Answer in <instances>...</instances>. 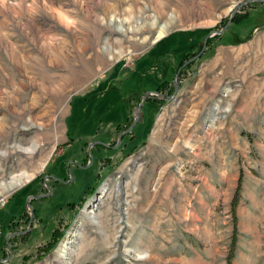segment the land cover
Masks as SVG:
<instances>
[{
    "label": "rangeland",
    "instance_id": "374dc122",
    "mask_svg": "<svg viewBox=\"0 0 264 264\" xmlns=\"http://www.w3.org/2000/svg\"><path fill=\"white\" fill-rule=\"evenodd\" d=\"M0 264H264V0H0Z\"/></svg>",
    "mask_w": 264,
    "mask_h": 264
},
{
    "label": "trees",
    "instance_id": "16d2710c",
    "mask_svg": "<svg viewBox=\"0 0 264 264\" xmlns=\"http://www.w3.org/2000/svg\"><path fill=\"white\" fill-rule=\"evenodd\" d=\"M251 9H255L258 10L259 8H261L260 6H258L257 4H251L250 5ZM251 12L247 11L245 13L242 14H237V17H235V21H238V24L241 23L244 19H246V17L248 18L250 16ZM241 17V18H240ZM221 41L223 40V35L220 37ZM224 42V41H223ZM237 43L236 41H231V40H227L226 43L230 44V43ZM242 182H243V176L241 175V177L239 178L238 181V186L236 188L235 194H234V198L232 200V211L234 214V229H233V237H232V241H231V245H230V253L228 255V262L231 263L235 257L236 254V250H237V242H238V227H237V222H238V216H237V207L240 203L241 200V192H242Z\"/></svg>",
    "mask_w": 264,
    "mask_h": 264
},
{
    "label": "flooded vegetation",
    "instance_id": "af4514ba",
    "mask_svg": "<svg viewBox=\"0 0 264 264\" xmlns=\"http://www.w3.org/2000/svg\"><path fill=\"white\" fill-rule=\"evenodd\" d=\"M207 49H210V47L207 46ZM200 52H201V51L197 52L195 55L197 56ZM206 53H207V52H206V49H205V51L203 52V54H202L200 57H197V58H194V59H193V56L191 55V56L189 57V59H187V60L181 65L182 68H184V67H186V66H190L191 64H193V63L195 62L196 59H201V58L204 56V54H206ZM50 176H51V175H50ZM57 181H59V180H57ZM68 181H69V178L65 177L63 181L60 180L59 182L62 183V184H66ZM38 195H40V194H38ZM43 197H45V196H43ZM29 221H30V223H29V225H30V224H32L33 219L30 220V218H29V219H28V222H29ZM20 229H21V230H20ZM20 229H18V230H16V231H13L14 234H11V235H15V236H12V237H17V236L24 237V235H26V234H22V233H24V231L26 230V226H25V227H21ZM22 229H23V230H22ZM19 230H20V231H19ZM26 232L29 233V230H27ZM16 234H17V235H16ZM12 237H11V238H12ZM11 244H12V243H11ZM11 244H10V241H9V247H10V249H11V247H12Z\"/></svg>",
    "mask_w": 264,
    "mask_h": 264
},
{
    "label": "water",
    "instance_id": "95a60500",
    "mask_svg": "<svg viewBox=\"0 0 264 264\" xmlns=\"http://www.w3.org/2000/svg\"><path fill=\"white\" fill-rule=\"evenodd\" d=\"M237 11H238V9H236L235 11H234V13L232 14V16H231V18H230V20H229V22L227 23V25L222 29V30H214L213 32H211L210 34H209V37L210 36H213V35H215V34H222L228 27H229V25L232 23V21H233V19H234V17L236 16V13H237ZM207 41H208V37L206 38V41H205V43L207 44ZM205 44V45H206ZM205 46L203 47V49H202V51L196 56L195 54L196 53H191V55L193 56V59L194 58H197V57H200L202 54H203V52L205 51ZM177 86L175 87V90L177 91ZM148 97V96H147ZM146 97V98H147ZM144 99L143 100V102L141 103V105H140V107H142V105H143V103L147 100V99ZM138 119V118H137ZM136 119V120H137ZM123 135V133L121 134V136ZM119 141H121V138L119 139ZM40 197H43V195H36V196H30L29 198H28V203L29 204H31V200L32 199H36V198H40Z\"/></svg>",
    "mask_w": 264,
    "mask_h": 264
},
{
    "label": "bare ground",
    "instance_id": "6f19581e",
    "mask_svg": "<svg viewBox=\"0 0 264 264\" xmlns=\"http://www.w3.org/2000/svg\"><path fill=\"white\" fill-rule=\"evenodd\" d=\"M63 18V17H62ZM63 20V19H62ZM65 20V19H64ZM120 22V21H119ZM122 22L123 23H129V20H127V19H124V20H122ZM108 25V24H107ZM108 27L109 28H111V31H119V32H121L122 34H125L126 32L123 30V29H121V28H116L117 30H115V29H112L113 27H112V25H108ZM107 27V29H109ZM163 34H161V36H162ZM161 38V37H160ZM108 40V39H107ZM108 42H109V45L108 46H106L105 47V50H106V52H104V53H107V54H110V52H112L111 51V47H112V43L114 42V44H119V41H115V40H113V39H109L108 40ZM105 190V188L103 189V193H105L106 191H104ZM93 219H95V218H93ZM94 222V221H93ZM95 223V222H94ZM68 240H64L63 241V243H62V245H61V247H60V255L63 257V256H65L64 254H63V252H66V250H64V249H66V248H68ZM142 257H145V256H142Z\"/></svg>",
    "mask_w": 264,
    "mask_h": 264
}]
</instances>
